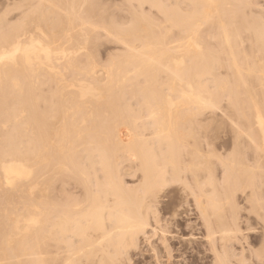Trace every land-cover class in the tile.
Returning a JSON list of instances; mask_svg holds the SVG:
<instances>
[{
  "label": "bare ground",
  "instance_id": "6f19581e",
  "mask_svg": "<svg viewBox=\"0 0 264 264\" xmlns=\"http://www.w3.org/2000/svg\"><path fill=\"white\" fill-rule=\"evenodd\" d=\"M113 1H0V264H169L176 193L264 263V0Z\"/></svg>",
  "mask_w": 264,
  "mask_h": 264
},
{
  "label": "rangeland",
  "instance_id": "374dc122",
  "mask_svg": "<svg viewBox=\"0 0 264 264\" xmlns=\"http://www.w3.org/2000/svg\"><path fill=\"white\" fill-rule=\"evenodd\" d=\"M0 1H2V0H0ZM111 1H113V0H111ZM115 1V0H114ZM113 1V2H114ZM147 1H149V0H147ZM152 1V0H151ZM172 1L173 0H161V3L159 4V5H161V8L163 9V10H167V12L168 13H170V12H172L173 11V9L175 8V7H173V3H172ZM118 2H120V3H123L124 4V2H125V0H124V2H123V0H116L114 3H118ZM163 2V3H162ZM164 2H167V3H164ZM170 3V4H169ZM171 3H172V7L170 6L171 5ZM165 4H166V9H165ZM149 5V7H147ZM167 5L169 6V7H171V8H167ZM144 6V8H146L145 10L146 11H148V12H154V13H158V15H154V13L152 14L153 15V19H159V21L161 20V21H163V16H162V14H160V12L157 10V9H155V8H153L152 6H151V4H149V3H145V5H143ZM152 8H151V7ZM147 8H148V10H147ZM152 10V11H149V10ZM150 15V14H149ZM160 15V18L158 17ZM155 16L157 17V18H155ZM162 18V19H161ZM157 19V20H158ZM211 30H213L214 31V28H210V32H211ZM128 179V180H127ZM131 180H133V181H131ZM123 181H129V183H125V185L127 186V185H129V186H132V185H134L133 184V182L135 181V179H132V178H130V177H124L123 178ZM132 183V185H131V183ZM176 195V196H175ZM178 196H180V193H176V194H172L171 195V199H172V197H173V199H172V201H174V202H172L173 204L174 203H176V204H180V205H178V206H180L177 210H178V213H180V212H183V211H187V214H185V213H182L181 215H180V217L178 218V220H180L181 221V224H179L178 226H177V224L174 226V225H171V229L172 230H170V232L172 233V235L174 236L175 235V237H177V241L174 243V248L177 250V252L178 253H176L175 255H173V256H177V257H173V258H171L172 260H170L171 262L169 263V264H210V263H212L211 261H212V254L207 250V247L205 246V244H204V236L202 235L203 233L202 232H200L198 229H199V226H197L198 225V221L199 220H197V217L195 216V214L191 211L192 210V208L189 206L190 204L189 203H186L187 205H185L184 203V200L182 201V200H180V197L182 196H180V197H178ZM177 199V200H176ZM181 199H183V196L181 197ZM240 199V198H239ZM241 200V199H240ZM240 200H238V202H240L241 203V201ZM182 201V202H181ZM172 204V205H173ZM175 204V205H176ZM189 204V205H188ZM174 205V206H175ZM176 207V206H175ZM186 207V208H185ZM180 209V210H179ZM168 211V210H167ZM189 212V213H188ZM187 215V216H186ZM170 215L168 214L167 216L165 215V218L166 219H171L172 220V217L170 216ZM179 216V215H178ZM186 216V217H185ZM183 217V218H182ZM175 219H177L176 218V216L174 217ZM190 224V225H189ZM187 225H188V227H187ZM191 226V227H190ZM188 229H187V228ZM257 228H259V227H257ZM257 232V231H256ZM256 232H246V235L249 237V240L247 241V243H249L250 241H252V242H250L251 244H252V246H257V242H258V236L257 235H259V232L258 233H256ZM256 233V234H255ZM249 234V235H248ZM254 234V235H253ZM148 236H150V234L148 235ZM191 236L193 237V238H191ZM151 237V236H150ZM178 238H179V240H181L180 242L178 241ZM183 239V241H182V239ZM190 238V239H189ZM251 238V239H250ZM257 239V242H256V239ZM184 239H186V240H184ZM142 240V242H141V246H140V244H139V246L140 247H138V249L136 250V251H134L133 252V254L135 255L134 257H135V259H134V257H133V260H136L139 256V259H140V261L141 262H144L145 264L147 263V264H158V262L160 263V264H164L165 263V260H166V258H163V257H159V260L158 259H155L154 258V260H153V255L154 254H152V251H151V249H152V247L154 246V247H157L159 244H160V242L159 241H156L155 242V240L156 239H154V238H152L149 242L151 243H149L148 241H145V240H143V239H141ZM195 240V241H194ZM198 241V242H197ZM254 241H255V243H254ZM144 242V243H143ZM187 242V243H186ZM156 243H158V244H156ZM181 243V245H180V247H179V244ZM249 243V244H250ZM146 244V245H145ZM149 244V245H148ZM175 244H176V246H175ZM202 244H204L203 246H202ZM256 244V245H255ZM148 245V246H147ZM150 245H152V247L150 246ZM246 245V244H245ZM160 246V245H159ZM143 247V248H142ZM151 247V248H150ZM193 249H192V248ZM203 247V248H202ZM238 247H240L239 245H236L235 246V249H238V251H239V248ZM247 247V245L245 246V248ZM140 248H141V250H140ZM149 248V249H148ZM178 248V249H177ZM191 248V249H190ZM204 248H206V249H204ZM248 248V247H247ZM246 248V249H247ZM189 249H190V251H189ZM147 250V251H146ZM149 250V251H148ZM207 250V251H206ZM191 251H192V253H191ZM206 252V253H205ZM139 254V255H138ZM246 254H248L247 252H246ZM136 255H138V256H136ZM211 255V256H210ZM178 259H179V261H178ZM138 260V259H137ZM156 260V261H155ZM253 260H255L254 258H251V263L250 264H252V262H253V264H259V262H257L256 263V261H253ZM202 261V262H201ZM156 262V263H155ZM143 263V264H144ZM261 264V263H260ZM262 264H264V263H262Z\"/></svg>",
  "mask_w": 264,
  "mask_h": 264
}]
</instances>
